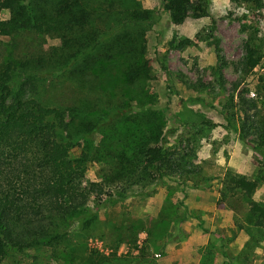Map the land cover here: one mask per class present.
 I'll list each match as a JSON object with an SVG mask.
<instances>
[{
	"label": "trees",
	"instance_id": "1",
	"mask_svg": "<svg viewBox=\"0 0 264 264\" xmlns=\"http://www.w3.org/2000/svg\"><path fill=\"white\" fill-rule=\"evenodd\" d=\"M209 5L210 0H163L175 25L190 11L208 17ZM152 20L153 13L137 0H0V36L27 32L62 44L55 63L9 60L0 70V264L29 250H57L74 228L91 225L93 199L105 208L135 188L199 173L177 151L158 147L164 140L160 113L140 103L146 93L142 80L151 71L141 24ZM191 44L183 39L175 48ZM263 45L258 34L249 35L236 66L239 74L250 75L260 66ZM38 64L46 66L44 73ZM38 73L42 79L76 76L72 103L46 104L39 95L42 81H32ZM243 102L249 109L233 111L228 123L238 120L235 131L260 153L264 97ZM104 162L107 171L98 172L99 181H87L88 166ZM263 181L261 172L253 179L228 172L221 196L240 194L248 204L246 222L264 235V204L254 200ZM102 264L126 263L114 253ZM226 264H248V258Z\"/></svg>",
	"mask_w": 264,
	"mask_h": 264
},
{
	"label": "rangeland",
	"instance_id": "2",
	"mask_svg": "<svg viewBox=\"0 0 264 264\" xmlns=\"http://www.w3.org/2000/svg\"><path fill=\"white\" fill-rule=\"evenodd\" d=\"M137 2L153 13L152 22L141 24L151 71L142 80L146 93L140 103L160 113L164 140L158 147L177 151L199 173L135 188L105 208L93 199L91 225L74 228L57 250H29L1 264H102L114 253L126 264H226L245 258L248 264H264V235L246 222L248 204L240 194L221 196L228 172L250 179L259 172L264 176V150L255 152L253 143L235 131L238 120L228 123L233 111L249 109L251 104L243 101L264 97V45L261 64L252 74L236 71L249 35L258 34L264 42V0H210L208 17L190 11L180 25L171 23L163 0ZM183 39L192 44L175 48ZM61 50V41L48 35L0 36V70L9 60L55 63ZM43 66L36 68L44 73ZM111 71L118 77L116 65ZM68 77L42 79L38 73L32 81H42L39 95L46 104L67 106L78 81ZM107 167L106 162L90 164L86 180L98 182V172ZM254 200L264 204V181Z\"/></svg>",
	"mask_w": 264,
	"mask_h": 264
}]
</instances>
